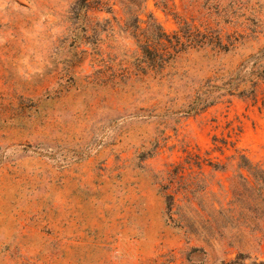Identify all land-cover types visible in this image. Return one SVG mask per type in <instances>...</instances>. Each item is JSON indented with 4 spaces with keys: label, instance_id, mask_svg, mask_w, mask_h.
<instances>
[{
    "label": "rangeland",
    "instance_id": "obj_1",
    "mask_svg": "<svg viewBox=\"0 0 264 264\" xmlns=\"http://www.w3.org/2000/svg\"><path fill=\"white\" fill-rule=\"evenodd\" d=\"M132 1L0 0V264L264 259V0Z\"/></svg>",
    "mask_w": 264,
    "mask_h": 264
},
{
    "label": "trees",
    "instance_id": "obj_2",
    "mask_svg": "<svg viewBox=\"0 0 264 264\" xmlns=\"http://www.w3.org/2000/svg\"><path fill=\"white\" fill-rule=\"evenodd\" d=\"M160 4L165 5V0H159ZM91 0H76V7H79L83 10H88L91 6ZM143 3L144 0H141ZM133 4L136 6L135 0L132 1L131 5L124 4V9L131 10L133 9ZM107 11H111V7L106 8ZM139 17H137V21ZM155 28L152 33L153 45H147L146 41L142 44L144 52H148V58L150 64L154 66L155 69L161 70L167 63H169L173 57L180 51L186 50L189 47L203 48L208 45L210 40L202 37L203 39L197 38L189 34L188 36L183 34V29L180 32H175L173 35L167 34L162 26L155 21ZM182 28V27H180ZM182 38H185L184 41ZM183 40V41H182ZM223 264H264V259L254 260L251 263H247L241 255L237 256L235 259L224 262Z\"/></svg>",
    "mask_w": 264,
    "mask_h": 264
}]
</instances>
